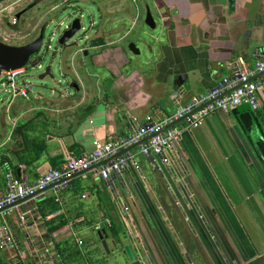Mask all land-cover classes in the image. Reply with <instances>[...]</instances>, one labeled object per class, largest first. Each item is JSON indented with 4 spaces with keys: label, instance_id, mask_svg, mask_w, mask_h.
<instances>
[{
    "label": "crops",
    "instance_id": "crops-1",
    "mask_svg": "<svg viewBox=\"0 0 264 264\" xmlns=\"http://www.w3.org/2000/svg\"><path fill=\"white\" fill-rule=\"evenodd\" d=\"M115 1L125 8L118 20L132 21L131 29L109 36L100 31L87 34L86 40L91 39L85 41L83 55L90 57L94 70L85 63L65 65L63 87L48 85V93L1 101L6 105L0 134L3 130L7 136L0 141V150L13 148L9 139L14 128L29 120L34 126L31 138L47 144L41 157L27 166L19 163L14 150L8 153L24 181H35L58 154L67 159L91 152L97 139L125 137L134 129L133 118L143 123L151 115L174 113L178 108L174 94H182L184 105L212 89L234 62L253 64L257 54L264 53V0H234L233 9L229 0ZM146 6L153 12L156 29L140 23L141 8L147 13ZM132 31L136 32L131 42L139 54L126 42ZM120 35L125 37L120 44L108 46V39H121ZM99 39L103 42L97 43ZM233 112H216L203 125L186 130L174 145L176 166L162 174L135 146L139 167L128 168L117 191H111L95 171L77 175L65 186L77 182L86 189L78 195L71 190L60 194L66 215H76L83 201L86 216L101 220L111 210L124 223L121 243L105 236L110 253L100 237L96 240L92 226H82L91 232L89 241L102 264H264V91L258 111ZM52 193L57 194L54 187L0 213V232L13 235L18 245L3 251L6 263L23 261L29 246L38 264L51 254L50 237L36 207L41 197ZM71 224L53 236L63 240L66 237L58 236L65 232L74 235ZM126 245L133 248L136 261L124 251ZM46 248L50 254L43 257ZM19 250L24 254L20 256Z\"/></svg>",
    "mask_w": 264,
    "mask_h": 264
},
{
    "label": "built area",
    "instance_id": "built-area-1",
    "mask_svg": "<svg viewBox=\"0 0 264 264\" xmlns=\"http://www.w3.org/2000/svg\"><path fill=\"white\" fill-rule=\"evenodd\" d=\"M22 72L24 69L4 71V74L15 95L27 96L26 89L22 88L24 84L20 86L16 81ZM263 91L264 53H258L253 64L234 62L229 67V73L217 81L207 93L192 97L184 105L181 102L182 94H174L173 98L178 105L174 113L158 118L151 115L143 123L133 118L134 129L125 137L105 141L97 139L91 152L68 157L62 165L49 167L33 182L24 181L13 169H9L5 175L6 193L0 195V213L40 196L51 185L58 191L68 185L79 172L95 171L111 191H117L118 180L125 175L128 168L139 167L138 153L150 157L154 170L162 174L176 166L178 157L174 145L183 138L186 130L203 125L209 115L219 111L230 113L246 104L252 110L258 111ZM180 120L185 122L183 126L177 125ZM135 146L139 147L138 153L132 151ZM82 197L86 198L87 195L83 194ZM105 224L110 226L111 220L100 222L97 228L101 229ZM78 241L82 244L79 238ZM17 246L13 235H3L0 232V250L15 249ZM49 251L46 248L43 257L49 255ZM23 254L19 250V255ZM40 263L47 264V261L40 258Z\"/></svg>",
    "mask_w": 264,
    "mask_h": 264
},
{
    "label": "trees",
    "instance_id": "trees-1",
    "mask_svg": "<svg viewBox=\"0 0 264 264\" xmlns=\"http://www.w3.org/2000/svg\"><path fill=\"white\" fill-rule=\"evenodd\" d=\"M98 42H103V39H99L97 43ZM33 127V120L17 125L9 139V141L14 143H11L13 148L6 147L0 150V172L4 177V183L6 172L9 169H13L15 172L17 169V165L13 163L8 154L11 150H14L15 154L19 158V163L26 166L37 161L41 157V154L47 150L46 143L31 138L30 131ZM16 146H18L19 149H16ZM72 148L73 146L71 149ZM65 161V156L58 154L57 156L51 158V165L52 167H59ZM15 174L17 175L16 172ZM66 190H71L75 195H78L82 194V192L86 189L81 187V185L77 182H73L72 187L68 188L67 186L64 189L61 188L57 191V194L52 193L45 195L37 201V214L51 241L49 246L52 248V251L46 259L47 264H102L96 256L97 250L92 249V246L87 243L91 237H88V239L85 238V236L80 233V230H82L80 227L89 225L92 226L95 232L96 240L98 241L99 231H105V236H111L116 242L121 243V234L124 232V223L120 217L113 214L111 210L104 214L101 220L92 215L88 216L87 214L86 216L84 214L85 210L83 201H79V210L75 216L70 217L68 214L66 215L65 212L61 211L63 206L60 201V194ZM106 219L111 220V225L109 226L105 224L103 228L98 229L97 225L100 222H104ZM70 222L73 224L74 230H76L78 234L76 233V235H71L63 240H57L53 236L54 232L70 224ZM78 238L82 241V244H80ZM33 252V249L27 252L26 260H23V264H38L37 255ZM5 263L6 261L4 257L0 256V264Z\"/></svg>",
    "mask_w": 264,
    "mask_h": 264
},
{
    "label": "rangeland",
    "instance_id": "rangeland-1",
    "mask_svg": "<svg viewBox=\"0 0 264 264\" xmlns=\"http://www.w3.org/2000/svg\"><path fill=\"white\" fill-rule=\"evenodd\" d=\"M30 0H5L2 3H0V37L3 38L5 37L7 40H10V42H13V39L17 37V34L14 33L13 31H10L8 29H4V23L5 21L7 22L8 20H12L14 21V12L20 8V6H22L21 4H25L26 2H28ZM91 3H95L96 6L101 7L100 8V12L101 14H103L104 16L101 17V24L99 25V20L98 19V12L96 10V8L94 6L89 5H82L83 7V11H84V25L87 27L91 26L90 22H93L96 26V29H98V31H100V33H105L107 34V36L111 35V34H116L117 32H123V33H127L130 29H131V25H132V21H127L125 22H120L118 20V18L120 17L121 11L125 8L121 7L119 5V2L115 1V0H95V2L93 0H90ZM140 3V2H139ZM130 8V6H127ZM127 9V8H126ZM72 9H70L69 11H71ZM66 12V14L64 13L62 16V19H65L68 12ZM87 11H89L91 13L92 16H90V14L88 15ZM32 12V11H31ZM28 15V25L25 29V33H27L28 31H31V29L33 28V23L34 22H38L41 21L42 23L45 20H49V18L51 17V13L50 15H47L46 13L42 14V17L39 19V16H37L34 11ZM89 17H91L89 19ZM145 17H146V13L144 8H141V17H140V23H145ZM34 20V21H33ZM33 22V23H32ZM54 24V23H52ZM54 26V25H53ZM99 26V27H98ZM28 28V29H27ZM30 28V30H29ZM94 31V30H92ZM91 32L87 33L88 35H91ZM157 31H160V26L157 29ZM155 31V32H157ZM136 31H132L131 35L129 36V38L126 40L127 45L131 42L132 39H134V33ZM37 33H38V28H37ZM96 35V33H95ZM122 35L119 36V38H110L108 39L109 45L108 46H112L114 44H120V40L123 41L124 38L121 37ZM87 35L85 34L83 36V40L82 42L84 43L85 41L90 42L91 37L89 38V40H86ZM79 38V37H78ZM47 42V40H46ZM54 42H52L51 44H53ZM53 47H50L47 51L44 48L42 50V53L44 52L45 54V59H44V64L42 67H38V66H32V65H27L26 68L24 69V72H22V74L18 75L16 78L17 83L21 86L24 84V82L28 83L29 86L27 87V85H24L22 88H25L27 91V98L38 94V93H43L46 92L48 93V91L50 92V87L48 85H52V86H58L59 88L63 87L65 85V83L67 82L66 77H64L65 72L63 71V68L59 62L60 58H57L52 65V70H53V74L55 75V78L52 79L51 77H46L45 79L41 80L39 79V76L41 73L44 72L46 64H48V62H50L51 60V53L53 52ZM67 62L69 63H74L77 64L76 62L78 60L83 61V63H85L84 67H88L90 69H92V64L89 65L88 63H90V57L89 56H85L83 55L81 52L80 53H69L67 56ZM95 68H93L92 70H94ZM69 71V70H68ZM71 73L74 72V77H76V72L75 71H70ZM78 74V73H77ZM96 74H97V69H96ZM79 76H82L80 73L78 74ZM1 78V76H0ZM77 78V77H76ZM2 81V79L0 80ZM21 88V89H22ZM66 88H63V90H65ZM73 92V90H71ZM66 91H64L65 93ZM14 91L13 88L8 85L7 81L3 79V81L0 83V115L1 112L3 111L2 107H4V105L6 104H1L2 100H5L7 98H12L14 97ZM10 123V122H9ZM9 125V124H7ZM9 129V128H7ZM5 129V130H7ZM7 136V133L5 131L2 130L1 134H0V141H2L5 137ZM70 217L75 216L74 213H72L71 215H69ZM71 227L73 229V231L71 230V233L74 234H78V232L76 230H74V226L71 224ZM82 230L80 231L85 238L88 239V235L91 232H88V229H84L83 227ZM91 231L94 232L93 228L89 227ZM69 232H65L63 234H61L60 238H65L68 237ZM87 243L92 246V242L90 243V241H87ZM30 251L33 249V246H29ZM28 252V251H27ZM34 253V252H33ZM36 254V253H34ZM0 256L4 257V252L3 250H0ZM24 260H26V256L25 258H23Z\"/></svg>",
    "mask_w": 264,
    "mask_h": 264
},
{
    "label": "flooded vegetation",
    "instance_id": "flooded-vegetation-1",
    "mask_svg": "<svg viewBox=\"0 0 264 264\" xmlns=\"http://www.w3.org/2000/svg\"><path fill=\"white\" fill-rule=\"evenodd\" d=\"M5 0H0V3H2ZM95 2V0H93ZM91 5L94 6L98 12V19L99 25L101 24V17L104 15L99 13L100 8L96 6L95 3H91L90 0H30L26 2L25 4H21L19 9H17L14 14V22L12 20L5 21L4 23V29H8L10 31H13L17 34V37L13 39V42H10V40H7L5 37L1 38L0 40L3 41L6 44L13 45V46H24L27 45L33 41H35L37 38H39L42 34L44 35V41L42 49L37 52L35 55L31 56L29 59V62L27 65L32 66H38L42 67L44 64L45 54L42 53V50L45 48L46 51L53 47V52L51 53V60L46 64L45 70L47 69L48 65H53V62L57 58V53H61V63L63 66L65 65H72V63L67 62V54L74 48L78 50V53L85 54L87 51L84 45L86 43L82 42V40H78L80 37L83 38V36L92 30L97 31L96 25L93 22L91 23L90 27H87L84 25V11L82 5ZM147 8V6H146ZM72 9L71 11H69ZM33 12L39 16V19L42 17V14L46 13L47 15H50L51 17L49 20H45L43 23L41 21L38 22H32L33 28L31 31H28L25 33V29L28 25V15L30 12ZM68 12L65 19H62L63 14ZM31 12V13H32ZM88 15L91 13L87 11ZM91 17H89L90 19ZM79 19V22L76 20ZM91 20V19H90ZM34 21V20H33ZM54 23V24H52ZM54 25V26H53ZM74 26H80L81 29L76 33L75 38L72 40H67L64 42H61V39L64 35H68L70 31L74 28ZM99 27V26H98ZM38 28V33H37ZM28 29V28H27ZM30 30V28H29ZM79 37V38H78ZM77 39V40H76ZM47 40V42H46ZM54 42L53 44H51ZM75 65H83V61L78 60ZM44 70V71H45ZM0 80L3 79L6 80L4 72H0Z\"/></svg>",
    "mask_w": 264,
    "mask_h": 264
},
{
    "label": "water",
    "instance_id": "water-1",
    "mask_svg": "<svg viewBox=\"0 0 264 264\" xmlns=\"http://www.w3.org/2000/svg\"><path fill=\"white\" fill-rule=\"evenodd\" d=\"M229 2H230V8L233 9L235 7V1L229 0ZM76 21L79 22V19H77ZM145 23L149 27H151L152 29H156V27H157L153 12L151 11L149 6L147 7ZM80 29H81L80 26H77V27L74 26V28L70 31V33L68 35H64L62 37L61 42L74 39L76 33ZM78 40H83V39L80 37ZM43 41H44V35L43 34L39 38H37L35 41H33L27 45H24V46L9 45V44H6L0 40V72L16 71V70H20V69H25L28 62H29L30 57L35 55L37 52H39L42 49ZM128 47L133 52H135L137 54L140 53V49L137 47V44L135 42H130ZM71 52L72 53H76V52L78 53V50L76 48H74L69 53H71ZM61 55H62L61 53H59V52L57 53V58H60L59 62L61 64V66H63L61 63V61H62ZM48 76L51 77L52 79L55 78V75L53 74V70H52V65L47 66V69L43 73L40 74L39 79L43 80ZM64 77H65V74H64ZM72 77H73L72 74L67 75V78H69V79ZM72 81L74 82L73 84H75L76 79H73ZM1 82L2 81H0V83ZM250 109H251L250 106L246 104V105L239 106L238 108H235L234 110H232V112L234 111L233 112L234 114H237L239 112L242 114L245 112L247 113L249 111L255 112L254 110H252V109L250 110ZM241 116L243 119H246L243 115H241ZM180 121H178V122H180ZM80 174H83V172H79L75 176L80 175ZM72 179L70 180V182L72 181ZM53 186L54 185H51L49 188H52ZM98 234H99V237L101 239L103 247L105 248L107 253H110L108 242L105 239V231H102V232L99 231ZM125 252L127 253L128 257L130 258V260L132 262L136 261V254L130 245L125 246ZM15 264H23V261H19Z\"/></svg>",
    "mask_w": 264,
    "mask_h": 264
}]
</instances>
